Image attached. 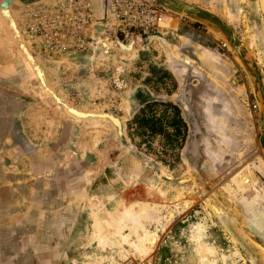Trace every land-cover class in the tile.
Instances as JSON below:
<instances>
[{
    "label": "rangeland",
    "instance_id": "obj_1",
    "mask_svg": "<svg viewBox=\"0 0 264 264\" xmlns=\"http://www.w3.org/2000/svg\"><path fill=\"white\" fill-rule=\"evenodd\" d=\"M24 11L15 17L39 63L34 67L66 106L46 90L5 26L1 69L10 75L0 78V264H264V254L239 227L264 244V194L246 174L258 182L248 163L254 156L264 163V126L253 94V102L244 96L242 110L230 111L219 100L192 155L196 134L182 105L189 77L176 84L143 40L123 49L108 38L102 40L106 47L95 38L78 66L63 73L25 31ZM168 24L165 29L177 26ZM174 56L192 62L181 52ZM167 103L177 105L188 123L184 141ZM241 111L249 121L240 122ZM137 114L144 118L139 123ZM149 120L160 130L152 132ZM201 145L204 175L197 174ZM225 164L241 168L231 176L233 193L223 186L227 179L205 182L222 176L218 168ZM243 176L247 186L240 185ZM139 203L150 210L139 221L143 253L114 229L101 245L94 221L105 220L118 205ZM149 234L159 236L153 250Z\"/></svg>",
    "mask_w": 264,
    "mask_h": 264
},
{
    "label": "crops",
    "instance_id": "obj_2",
    "mask_svg": "<svg viewBox=\"0 0 264 264\" xmlns=\"http://www.w3.org/2000/svg\"><path fill=\"white\" fill-rule=\"evenodd\" d=\"M190 1H195L198 5L217 14L232 28L236 37L244 46L243 50L247 63L255 68L258 81L254 82V84L251 83L238 56L232 51L227 49L223 52H216L205 44L200 43L195 37L183 36L182 39L172 42L171 36L168 33H163L162 36L142 39L151 47L152 52L155 50L153 59L158 65L163 66V68L172 73L178 81L186 79L187 77L190 78L191 85V81H195L196 84L193 85L197 88L198 94L206 91L205 94L209 98L208 101H212L209 95L216 93L217 101H223L225 96L228 95L233 102L236 97L237 103L240 106L243 103L241 99L244 96L253 94L254 100L257 103L255 94L260 91L259 87L264 93V7L261 4V0ZM31 2L49 3L54 2V0H33L28 3ZM91 2L93 12L99 18L102 16V7L105 6L106 0H91ZM25 5L26 3L22 2V6ZM13 17L15 18V14ZM15 19L17 21L20 20L19 18ZM0 24L3 26L2 23ZM5 30V25L0 28V47L6 38ZM207 33L213 36L209 31ZM139 41L140 39L138 38L132 42L123 45L120 44L119 47L129 48L132 46V48H136ZM28 47L30 49V46ZM176 47L177 49H174ZM180 52L192 61L190 67L178 64L177 60L173 61V64L175 63L174 65L171 63L169 56H174ZM2 61H4V58L0 54V78L10 75L8 71L1 69ZM212 103H209L210 107ZM241 108L244 107L240 106L239 109L242 110ZM240 115V122L243 121V118L244 121H249L247 120V111L245 113L241 111ZM253 173L258 178L256 171L253 170Z\"/></svg>",
    "mask_w": 264,
    "mask_h": 264
},
{
    "label": "built area",
    "instance_id": "obj_3",
    "mask_svg": "<svg viewBox=\"0 0 264 264\" xmlns=\"http://www.w3.org/2000/svg\"><path fill=\"white\" fill-rule=\"evenodd\" d=\"M24 12L25 31L37 38L41 51L55 59H67L61 64L63 73L73 70L72 61L91 50L95 38L101 45L108 38L118 47L143 34L160 32L172 21L177 26L193 23L156 0H106L99 18L91 0H65L49 7L29 3ZM217 43L227 48L223 41L217 39Z\"/></svg>",
    "mask_w": 264,
    "mask_h": 264
},
{
    "label": "flooded vegetation",
    "instance_id": "obj_4",
    "mask_svg": "<svg viewBox=\"0 0 264 264\" xmlns=\"http://www.w3.org/2000/svg\"><path fill=\"white\" fill-rule=\"evenodd\" d=\"M160 33H161V35H160ZM163 33H168L172 38V42H175L178 39H182L183 36L195 37L200 43L205 44L207 47L211 48L212 50H214L216 52H223L224 51L222 48H220L218 46L217 41L213 40L211 37H209L207 35V31H206L205 27L200 25V24H197V23L196 24L192 23V24H190V26L178 25V26H176L175 29H171V30L170 29H164V30L157 32L155 34H143L141 37H139V39L141 41L142 39H145L148 37L162 36ZM182 57H185V56H182ZM169 58L171 59V62L174 60H177L178 64H183V65H186L188 67H190L192 65V62L191 63L189 62V64L186 63L184 58L178 59L179 57L176 58L173 55L169 56ZM173 77H174L175 83L178 84L179 81L176 79V77L174 75H173ZM191 82H192V85L189 84V86H188L189 87V95L188 96L185 95L186 102L182 103V105L186 109V111L189 113V121L191 124V128L193 130V134H196L194 136V139H196L197 142L198 141L201 142L202 139L204 138L203 135L207 134V130L203 127L205 124H207L208 120H211V118L215 117L212 110H214V108H215L214 106L216 105V103L219 100L217 101L216 93H213L212 95H209L210 99H212V101H208L209 98L205 94L206 91L205 92L202 91L201 93L198 94L197 88L193 85V84H196V82L195 81H191ZM191 89H193V90L191 91ZM234 99L235 100L233 102L232 99L229 98L228 95L225 96V98L223 99V103H224L225 107H228V109H230V111L232 109H235V110L239 109L238 108L239 103H237L236 97ZM248 100L252 101L251 94L248 96ZM241 101L243 102L241 104L244 105V103H246L245 97L243 99H241ZM210 102H213L211 107L209 106ZM246 104H248V103H246ZM171 107H172V111H173L172 112V118L177 117V115H178L180 117L182 123H183V124L181 123L180 128H182V130H183L182 139L184 141L186 136H187V133L189 131L188 123L185 120V118L182 116L181 110L177 105L173 104V106H171ZM255 107H256V105H253V108H255ZM254 120L255 121L253 124L257 125V119L254 118ZM198 133H201L202 135H200L198 137V135H197ZM194 139H192V140H194ZM199 152H200L199 153L200 158L197 162V174L204 175L206 173L205 168H207V167H204L205 163L203 161L205 159V154H204L205 151H204L202 145L200 146ZM262 164H264V163L261 162V160L258 156L252 157L248 163V165L251 166L254 169V171H256L258 178H259L258 182L257 181L255 182L253 180L252 175H250L248 171L246 172V174L250 178V181H253L252 188L258 189L261 192L260 195L264 194V165H262ZM233 168L234 167H230V165L225 164V165H223V167L221 169L218 168V170H219L218 172H220L222 176H220L219 178L218 177L214 178L212 176L211 179H207L208 177L206 176L207 181H205V182H208L211 185L213 183H219L220 184L223 181H225V179H227L225 182H223L224 183L223 186H225V187L228 186L229 188L232 186V189H233L234 183L231 182V176L233 174L239 173L241 171V168H239L237 170H234ZM228 174H231V175L229 176V178H226L228 176ZM211 180L212 181L215 180V182H212ZM208 183H206V185H208ZM229 185H231V186H229ZM258 200H259V198H258ZM262 211L264 212V207H263ZM257 242H259L260 244H262L264 246V244L262 242H260L259 240H257Z\"/></svg>",
    "mask_w": 264,
    "mask_h": 264
},
{
    "label": "water",
    "instance_id": "obj_5",
    "mask_svg": "<svg viewBox=\"0 0 264 264\" xmlns=\"http://www.w3.org/2000/svg\"><path fill=\"white\" fill-rule=\"evenodd\" d=\"M65 0H54V2H49V3H42V2H31L33 4H40V5H46L47 7L52 6V5H57L60 4ZM161 6H163L166 10L172 11L174 13H177L181 16L187 17L193 22H196L206 28L207 31L212 33L216 38L219 40L223 41L226 43L227 48L232 51L236 56H238L241 65L243 66L244 70L246 71L250 81L252 84L254 82L258 81V76L257 73L255 72V68L247 63V59L244 54V46L242 42L236 37L234 31L232 28L217 14L213 13L212 11L208 10L205 7H202L200 5H195L190 2H187L185 0H156ZM29 3H27L25 6H22L21 0H0V13L3 16V19L5 20V24L7 26V29L13 34V37L15 38L14 40L18 43V39L20 36H15V31H16V22H14L13 18L11 17L12 14L19 15L21 10L25 9ZM17 12V13H16ZM21 26L20 24L17 26V28ZM22 35V34H21ZM23 37V36H22ZM24 39V38H23ZM24 41V40H23ZM96 41H93L92 47L95 46ZM99 42V41H98ZM39 46V42L36 44ZM101 45V44H99ZM123 45V43H122ZM14 47L17 48L16 43L14 42ZM18 48L26 55V49ZM90 56H93L90 54ZM28 58V57H27ZM29 60V58H28ZM67 59H54L53 62L59 63L60 68L61 64L63 62H66ZM77 58L72 61L74 65L77 67L79 62H76ZM35 72L37 73L36 75L39 77L40 81L44 84V78L40 77L37 70L35 69ZM43 79V81H42ZM46 88V86H45ZM47 90V88H46ZM259 92L255 94V98L257 101V104L259 105L260 109V121L261 125L264 126V93L259 87ZM48 91V90H47ZM59 103L65 105L61 101V99L55 94L54 91L50 92L48 91ZM66 106V105H65ZM261 146L264 149V134H261L259 137ZM193 150H192V155L196 154V148H197V141L196 139L191 141ZM240 229L243 231L245 237L251 241L245 234V231L241 228L239 225ZM255 241V240H254Z\"/></svg>",
    "mask_w": 264,
    "mask_h": 264
},
{
    "label": "bare ground",
    "instance_id": "obj_6",
    "mask_svg": "<svg viewBox=\"0 0 264 264\" xmlns=\"http://www.w3.org/2000/svg\"><path fill=\"white\" fill-rule=\"evenodd\" d=\"M11 17L13 18L14 22H16V24L18 26V21L15 19L16 17L14 18L13 15ZM0 23H2L3 26L4 25L6 26L5 20L3 19V16L1 13H0ZM17 26H16V31L14 33L15 36H20L19 38H17L19 40L17 45L20 48L26 49V53L28 54L27 57L29 58V60L26 57V55L21 51L22 49L21 50L19 49V50L21 51V53L23 54V56L25 57L27 62L31 65V67L35 71L34 66L38 63V61L36 60V57L30 51L28 45L26 44L27 42L23 41L20 27L17 28ZM165 26L168 27L169 24L166 23ZM10 34L13 37V34L11 32H10ZM136 39L134 38L130 42H132ZM106 42L109 43L108 39L106 40ZM106 45H107V43H103L104 47H106ZM122 48L125 49L128 47H122ZM130 48H132V46ZM38 64L36 65L37 67H39ZM36 70H37L39 76L44 78V82H45L46 80H45L44 73L39 68H36ZM42 81H43V79H42ZM46 88L48 91L52 92V90L49 89L50 87L48 88L46 86ZM241 178L240 179L242 181H241L240 185L246 184V182L248 181L247 180L248 177L243 176ZM246 186H247V184H246ZM231 188H232V186H231ZM234 189H235V186H233V189H230V191H231L230 193H233V191H235ZM179 196L180 195H177V197H179ZM183 206L185 208H188L189 207V201L184 200ZM213 208H214L215 213H217L219 215L224 214V211H222V208H219L216 206H213ZM139 209H141V212H138ZM149 211H150L149 207L147 208V207L143 206L141 203H139V205H137V206H128V207L118 205L117 207H115V209L113 211L107 212L108 215H107V218L105 220L94 221V225H93L94 235H96L99 243L102 245L107 241L108 233L111 232L112 229H114V232H116L117 234H120V233L125 234V237L132 244V246L135 249H138L140 251V253H143V251L141 250V248H142L141 247V238L145 235V232H144L145 230L141 227L139 221L141 220L142 214L149 212ZM170 215L172 216V213ZM245 234L251 240L250 242L264 254V246H262L257 241H254V239H252L246 232H245ZM137 239H139V243H138ZM158 243H159V236H157L155 234H149V236H148L149 250H153L158 245ZM144 252H145V250H144Z\"/></svg>",
    "mask_w": 264,
    "mask_h": 264
},
{
    "label": "trees",
    "instance_id": "obj_7",
    "mask_svg": "<svg viewBox=\"0 0 264 264\" xmlns=\"http://www.w3.org/2000/svg\"><path fill=\"white\" fill-rule=\"evenodd\" d=\"M167 105L173 106L172 103H167ZM174 118H175V123H176L178 126H180L181 123H182L180 117L177 115V117H174ZM142 119H144V118L142 117V115H139V114L135 115V117H134V121L137 122V123H139V121L142 120ZM149 121H151V122L148 123V124H150V125H148V126H149V128H150V130H151L152 132H157V131L160 130L158 127H156V125L153 124L152 120H149ZM182 124H183V123H182Z\"/></svg>",
    "mask_w": 264,
    "mask_h": 264
}]
</instances>
